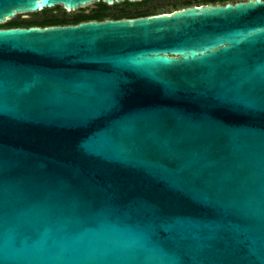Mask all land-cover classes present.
I'll return each mask as SVG.
<instances>
[{"label":"water","instance_id":"95a60500","mask_svg":"<svg viewBox=\"0 0 264 264\" xmlns=\"http://www.w3.org/2000/svg\"><path fill=\"white\" fill-rule=\"evenodd\" d=\"M0 264H264V0L0 28Z\"/></svg>","mask_w":264,"mask_h":264},{"label":"trees","instance_id":"16d2710c","mask_svg":"<svg viewBox=\"0 0 264 264\" xmlns=\"http://www.w3.org/2000/svg\"><path fill=\"white\" fill-rule=\"evenodd\" d=\"M143 2L138 7H133L130 5V2L124 0L121 2L122 6L117 8H110L109 5L101 1L95 2L96 7L89 11L83 12L79 11L71 16L62 8V12H48V8L43 9L41 16L36 17H13L9 21L0 24V28H10V27H30V26H52V25H69L77 24L82 21L88 20H104V19H120V18H133L138 16H147L151 14H157L161 12H170L164 10L162 6H154L151 4L152 1H168V5L173 6L172 10L180 9L183 7L191 5H200V4H225L227 2H237L240 0H140ZM165 4V5H166ZM59 5H56L54 8L57 9ZM171 10V11H172Z\"/></svg>","mask_w":264,"mask_h":264},{"label":"rangeland","instance_id":"374dc122","mask_svg":"<svg viewBox=\"0 0 264 264\" xmlns=\"http://www.w3.org/2000/svg\"><path fill=\"white\" fill-rule=\"evenodd\" d=\"M177 1H180V0H177ZM128 2H130V5L133 7H138L143 3L141 1H128ZM152 3L155 4L154 6H162L164 8V10H167V11H171L173 9V6L166 4V3H168V1H152L151 4ZM55 6L48 8V12L49 13L50 12H53V13L62 12L63 7L61 5H59V7L57 9L54 8ZM109 6H110V8L114 9V8L122 6V4L120 2V3H114V4L109 5ZM95 7H96V4L91 3V4H88L84 7H82V8H76L74 10H71L69 12L66 11V12L68 13L69 16H71L72 14H75L79 11L89 12V11L93 10ZM42 13H43L42 10L41 11H34V12H26V13L16 14L14 17H36V16H41Z\"/></svg>","mask_w":264,"mask_h":264}]
</instances>
